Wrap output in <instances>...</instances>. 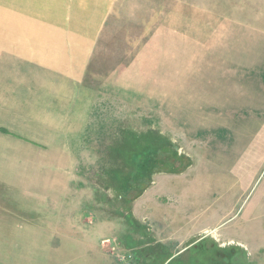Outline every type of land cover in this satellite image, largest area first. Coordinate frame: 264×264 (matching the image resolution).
Instances as JSON below:
<instances>
[{
	"label": "crops",
	"instance_id": "1",
	"mask_svg": "<svg viewBox=\"0 0 264 264\" xmlns=\"http://www.w3.org/2000/svg\"><path fill=\"white\" fill-rule=\"evenodd\" d=\"M113 7V0H0V264L70 262L72 230L88 229L71 220L66 204L81 191L80 166L92 150L128 147L125 137L107 142L104 134L114 131L112 101L134 99L130 68L110 73L97 99L86 78ZM204 15L200 76L184 82L183 69L174 68V77L158 80L160 130H181L182 140L190 133L205 144L206 135L217 131L224 149L241 148L248 136L264 131V79L247 73L264 68V13L255 14L254 24L239 12ZM198 33L194 22L195 51ZM190 79L194 92L184 103L183 85ZM243 79L249 87H242ZM149 84L139 83L147 93ZM114 124V133L132 132Z\"/></svg>",
	"mask_w": 264,
	"mask_h": 264
},
{
	"label": "rangeland",
	"instance_id": "2",
	"mask_svg": "<svg viewBox=\"0 0 264 264\" xmlns=\"http://www.w3.org/2000/svg\"><path fill=\"white\" fill-rule=\"evenodd\" d=\"M113 1L86 78L97 99L110 73L130 68L134 99L112 101L114 131L104 134L107 142L110 136L125 137L128 147L92 150L88 164L80 166L81 193L66 204L71 220L86 222L88 229L72 230L75 251L63 263L264 264V131L231 150L223 148V134L217 131L206 135V144L188 131L192 139L182 140L181 130L161 132L155 97L159 78L174 77V68L183 69L184 82L200 76L195 74L205 65L204 14L239 12L254 24L255 14L264 13V0ZM194 22L198 51L192 46ZM253 69L247 72L251 77L264 79V68ZM146 79L150 100L139 85ZM191 84L192 79L183 85L184 103L194 92ZM114 122L132 132L114 133ZM147 139V149L138 150L137 140L145 145ZM226 151L236 152L234 158H224Z\"/></svg>",
	"mask_w": 264,
	"mask_h": 264
},
{
	"label": "trees",
	"instance_id": "3",
	"mask_svg": "<svg viewBox=\"0 0 264 264\" xmlns=\"http://www.w3.org/2000/svg\"><path fill=\"white\" fill-rule=\"evenodd\" d=\"M150 139H151V138H150ZM150 139H147V140H146V144H145V145H141L144 141H138V140H137L136 143H138V146H137L138 150H140V149H144V150H146L147 148H144V146L147 145V141L150 140ZM148 146H149V145H148ZM138 150H137V151H138ZM137 154H139V153H137ZM140 160H141V158H139V160H137L135 163L140 162ZM100 176H101V175H100Z\"/></svg>",
	"mask_w": 264,
	"mask_h": 264
}]
</instances>
